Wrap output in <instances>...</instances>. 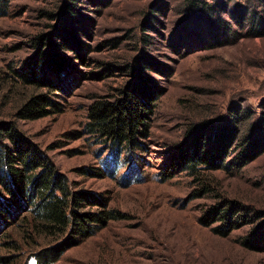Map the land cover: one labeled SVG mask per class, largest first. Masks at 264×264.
<instances>
[{
	"label": "rangeland",
	"instance_id": "374dc122",
	"mask_svg": "<svg viewBox=\"0 0 264 264\" xmlns=\"http://www.w3.org/2000/svg\"><path fill=\"white\" fill-rule=\"evenodd\" d=\"M191 1H1L0 122L15 123L46 153L72 191L94 193L106 203L107 213H115L105 228L78 237L77 245L54 264H264V245L253 248L248 242L264 233V153L240 166L237 152H231L223 169L206 171L199 181L179 169L197 126L215 131L240 109V140L258 133L254 127L264 114V38L239 21L234 7L257 8L263 0H199L209 11L218 10L206 16L189 12ZM71 4L75 21L68 15ZM65 24L76 30L86 53L83 60L73 52L56 53L71 65L70 76L62 78L71 85L58 99L62 111L19 121L15 112L32 89L18 86L13 72L46 53L48 47L36 46L38 38L55 39ZM142 55L158 64L143 73L152 81L145 83L155 84L160 93L149 138L133 153L123 154L118 166L108 164L105 146L87 130L89 110L99 100L115 102L140 82L134 68ZM202 182L208 183L209 193H201ZM229 204L239 213L233 216L234 229L222 236L216 231L224 225L221 221L207 226L203 219H212L213 210ZM21 218L2 224L0 259L36 264V246L25 248L15 260L13 249L2 246L13 238L28 243L17 223Z\"/></svg>",
	"mask_w": 264,
	"mask_h": 264
},
{
	"label": "trees",
	"instance_id": "16d2710c",
	"mask_svg": "<svg viewBox=\"0 0 264 264\" xmlns=\"http://www.w3.org/2000/svg\"><path fill=\"white\" fill-rule=\"evenodd\" d=\"M1 1L4 5L8 0H0V5ZM190 4L189 12L196 11L205 16L206 13L215 14L218 11L217 8L209 11L199 0H192ZM74 5L68 6V15L75 21ZM234 10L241 23H249L252 34L264 38V0L257 8L237 5ZM2 11L0 9V15ZM55 37L48 36L45 40L39 37L36 46L39 48L44 45L49 50L28 59L20 72H13V81L18 86L32 89L27 100L15 112L14 117L19 121H36L62 111L58 99L67 94V88L71 86L67 82L64 84L62 78L70 76L71 65L56 53L58 50L73 52L83 60L86 49L70 24L62 26ZM157 68L158 64L150 56L138 57L134 69L139 74L140 82L127 87L115 102L99 100L91 106L87 130L105 146L108 164L118 166L123 154L133 153L141 147L143 140L149 138V121L160 93L155 84L145 83L150 80L143 73ZM243 113L240 109L235 114L231 112L229 123L219 126L215 131L205 125L192 130V138L181 154L179 169L189 171L199 181V177L204 176L206 171L223 169L224 158L231 152H237L235 159L240 166L260 157L264 153V114L254 127L258 133L245 136L242 142L240 128L244 120ZM211 141L212 149H208ZM201 184V193H209L208 183ZM0 188V230L5 226L2 224H14L21 215L20 223H17L24 231L23 240L28 241L25 243L22 239L13 238V241L3 243L2 246L16 253L13 260L22 257L21 252L25 248L36 246L38 251L32 256L36 264H54L68 249L77 245L78 237L94 235L105 228L110 219L115 218V213L106 212V203L99 196L87 191H72L68 180L55 172L46 153L30 142L12 122H0ZM30 207L33 210L26 211ZM90 207H98L100 210L85 211ZM238 213L239 208L229 204L227 209L213 210L210 213L213 218L203 219V222L209 226L221 221L224 225L216 231L227 236L234 229L232 220ZM259 238L253 242L248 240L250 247L261 249L264 233ZM29 241H34V244ZM9 260L2 258L0 263L7 264Z\"/></svg>",
	"mask_w": 264,
	"mask_h": 264
}]
</instances>
